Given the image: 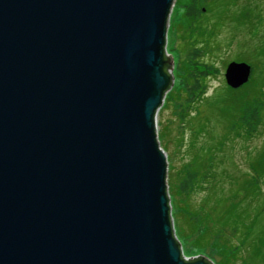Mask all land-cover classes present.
<instances>
[{
    "label": "water",
    "instance_id": "1",
    "mask_svg": "<svg viewBox=\"0 0 264 264\" xmlns=\"http://www.w3.org/2000/svg\"><path fill=\"white\" fill-rule=\"evenodd\" d=\"M174 2L0 0V264H210L182 253L157 136Z\"/></svg>",
    "mask_w": 264,
    "mask_h": 264
},
{
    "label": "trees",
    "instance_id": "2",
    "mask_svg": "<svg viewBox=\"0 0 264 264\" xmlns=\"http://www.w3.org/2000/svg\"><path fill=\"white\" fill-rule=\"evenodd\" d=\"M227 1L228 0H192L190 4V15L192 19L196 21V24L193 26L189 37L191 39L194 38V41H192L189 48H186L185 44L182 46L185 48H177L176 68L179 81L177 82L175 80V83L171 82L166 88L165 95L166 103L167 100L171 98L174 87L178 85L179 92H182L183 96L175 94V96L172 95V98L175 100V110L181 121H187L189 124L196 121L198 124L202 125L201 129L204 128L207 130V127L211 126L210 122L213 120L211 114H213L216 119H222L225 123H222L224 130L219 142L208 147L207 150L203 148L204 152H201L202 154L198 153L199 151L194 154L193 159L195 163L193 164H197L198 167L203 165V170L201 172L191 171L196 170V168L190 167L189 164H187L186 171L180 170L178 177L179 183L183 184L181 190L185 191V198L192 206L188 219L192 224L193 231L197 234L193 241V245L195 247H204L211 241L210 246L224 256V264H230L233 259L238 258L239 254L242 255L240 253L242 250H240V246L235 240V238L241 237L240 235L243 236L244 241L246 240L250 243L247 249H249V247L250 249L252 248V252L257 256L264 253V224L257 225L259 212L244 214L234 207L236 198L242 196L247 197V195H249V197L251 196L250 202L252 204L255 201L259 202L260 198H263L260 201V207L264 209V190L262 188L264 186V150L254 149L249 152V169L243 172V177L234 176L227 178L225 174L226 171H223V179V177H219L217 171L214 170V160L216 157L214 152H216V150H221L227 142L233 143L235 139L243 140V142L247 140L250 141L257 136L264 123L262 119L264 112V80H259L258 78L253 79V66H251V76L247 83L236 89L231 88L226 83L222 93L214 94L211 98L208 97L207 86L209 77L220 70L218 66L210 62L211 56L209 55V51L212 49L211 41H213L214 37L217 38L218 35L213 25L208 23L207 26H205L202 21L200 19L197 20V18L205 17L203 10L206 8L208 11V4L209 9L218 5L225 7ZM234 1L237 2V0ZM218 7L214 9L217 10ZM243 7L244 8H239L238 6L237 12L231 13L229 17L238 20L240 17L250 16V4ZM216 13V20L222 21L224 18L221 16L219 10H217ZM197 37H200L202 40L199 41ZM197 42H201V46L197 44ZM218 48H215V53L213 54H216ZM205 49L207 60L203 61L199 58L201 55L198 54L204 52ZM165 51L164 70L168 74H172L171 70L173 66L171 65V57L167 49ZM201 103L202 105H200ZM205 107L206 110L203 109ZM205 160H208L207 164L204 163ZM169 168L170 166H168V170ZM225 179L228 181H225ZM227 184L231 186L229 193H226L225 187ZM199 190L205 192V200L199 204L193 205L191 201H189L190 195ZM188 219L185 217L184 223H186ZM227 225L232 226V229L226 227ZM256 225L257 228L255 229ZM173 227L177 240L181 246V242L176 234L175 221ZM228 229L232 233L229 232ZM188 231L189 229L183 231L185 237L193 232ZM199 258H205L210 264H215L204 256H197L192 260H197ZM243 264L257 263L244 259Z\"/></svg>",
    "mask_w": 264,
    "mask_h": 264
},
{
    "label": "rangeland",
    "instance_id": "3",
    "mask_svg": "<svg viewBox=\"0 0 264 264\" xmlns=\"http://www.w3.org/2000/svg\"><path fill=\"white\" fill-rule=\"evenodd\" d=\"M191 2L192 0H175L169 17L166 34V49L168 54L170 53L173 58V69L171 70L174 78L173 83H175V80L177 82L179 81L176 68L177 48H181L183 44H185L186 48H189L192 41H194V38L191 39L189 37L193 26L196 24V21H194L190 15ZM249 4L251 8L250 16L240 17L238 20L229 17L231 13L237 12L238 6L239 8H244L243 6ZM218 6L209 9L208 4V11L206 8L204 9L205 11L203 10L205 17L197 18V20L200 19L205 26H207L208 23L213 25L218 35L217 38L213 36V41H211L212 49L209 51V55L211 56L210 62L218 66L220 70L209 77L207 86L209 98L214 94L222 93L226 84L224 72L226 65L230 61H244L249 63L254 67L253 79L258 78L259 80H264V0H237V2L228 0L225 7L221 5ZM216 7H218L217 10H219L221 16L224 18L222 21L216 20L215 16L217 10L214 9ZM197 38L199 41L202 40L200 37ZM197 44L201 46L202 43L197 42ZM215 48H218V50L216 54H213L215 53ZM198 55H201L199 58L203 61L207 60L206 49ZM175 94L183 96V93L179 92L178 85L174 87L172 95L175 96ZM172 95L166 103L164 99V103L158 113L157 132L160 145L167 155L168 166H170L168 170L169 178L167 173V185L169 186L171 214L175 221L176 234L181 242L182 251L186 257L203 254L215 264H224V256L210 246L211 241L204 247H195L193 245V241L197 234L193 231L192 224L188 219L192 206L185 198V191L181 190L183 184L179 183L178 180L180 170H184L185 172L187 164H189L190 167L196 168V170L191 171L201 172L203 170V165L198 167L197 164H193L195 163L193 159L194 154L198 151V153L204 152L203 148L207 150L208 147L219 142L224 130L222 124L224 121L222 119H216L215 116L211 114L213 120L210 122L211 126L207 127L208 131L204 128L201 129L202 125L198 124L196 121L190 124L187 121H181L176 113L175 100H173ZM200 105H202V103ZM203 109L206 110V107ZM262 119L264 121V112ZM254 149L264 150V123L257 136L250 141L247 140L243 142V140L235 139L233 143L227 142L221 150H216V152H214L216 156L214 160V170L217 171L219 177H223V179V171H226L225 174L227 178L234 176L243 177V172L249 169L248 154ZM204 163L207 164L208 160H205ZM225 181L228 180L225 179ZM225 188L226 193H229L231 186L227 184ZM262 188L264 190V186ZM205 197V192L199 190L190 195L189 201H191L193 205H196L205 200ZM250 198L251 196L249 197V195H247V197L242 196L236 198L234 207L244 214L259 212L257 225H263L264 209L260 207V201L263 198H260L259 202L255 201L253 204L250 202ZM185 217L188 219L186 223H184ZM226 227L232 229V226L227 225ZM186 229H189L188 232L193 231L189 233L187 237H185L183 233ZM228 231L231 232L229 229ZM240 236L241 237L234 238L240 246V250H242L240 252L242 255L239 254L238 258L233 259L230 264H243L244 259L250 262H256L257 264H264V253L260 256L255 255L252 252V248L250 249L249 247V249H247L250 243L246 240L244 241L242 235Z\"/></svg>",
    "mask_w": 264,
    "mask_h": 264
}]
</instances>
